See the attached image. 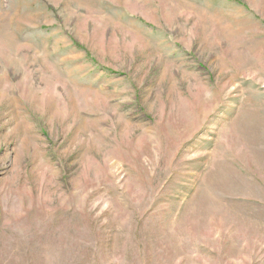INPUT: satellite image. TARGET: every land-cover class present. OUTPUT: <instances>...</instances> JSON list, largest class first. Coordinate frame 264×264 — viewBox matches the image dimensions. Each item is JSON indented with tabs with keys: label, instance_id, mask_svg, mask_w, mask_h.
I'll use <instances>...</instances> for the list:
<instances>
[{
	"label": "rangeland",
	"instance_id": "rangeland-1",
	"mask_svg": "<svg viewBox=\"0 0 264 264\" xmlns=\"http://www.w3.org/2000/svg\"><path fill=\"white\" fill-rule=\"evenodd\" d=\"M0 264H264V0H0Z\"/></svg>",
	"mask_w": 264,
	"mask_h": 264
}]
</instances>
